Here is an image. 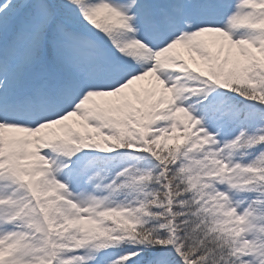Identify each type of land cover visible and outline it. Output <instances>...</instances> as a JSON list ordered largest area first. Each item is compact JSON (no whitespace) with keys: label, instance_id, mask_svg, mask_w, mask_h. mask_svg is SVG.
Instances as JSON below:
<instances>
[{"label":"snow or ice","instance_id":"6c2138e0","mask_svg":"<svg viewBox=\"0 0 264 264\" xmlns=\"http://www.w3.org/2000/svg\"><path fill=\"white\" fill-rule=\"evenodd\" d=\"M0 264H264V0H0Z\"/></svg>","mask_w":264,"mask_h":264}]
</instances>
